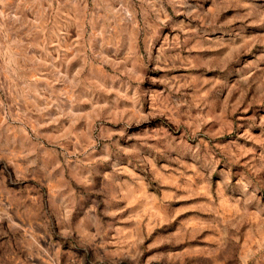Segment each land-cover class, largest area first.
Listing matches in <instances>:
<instances>
[{"label": "rangeland", "instance_id": "rangeland-1", "mask_svg": "<svg viewBox=\"0 0 264 264\" xmlns=\"http://www.w3.org/2000/svg\"><path fill=\"white\" fill-rule=\"evenodd\" d=\"M0 264H264V0H0Z\"/></svg>", "mask_w": 264, "mask_h": 264}]
</instances>
